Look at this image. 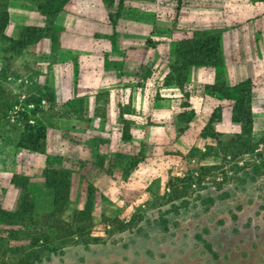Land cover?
Segmentation results:
<instances>
[{"label":"rangeland","instance_id":"374dc122","mask_svg":"<svg viewBox=\"0 0 264 264\" xmlns=\"http://www.w3.org/2000/svg\"><path fill=\"white\" fill-rule=\"evenodd\" d=\"M6 1L8 38L18 40L26 27L46 28L32 0ZM125 1L107 0L106 8L101 0L112 23L131 17L122 13L128 6L133 18L151 12V17L165 22L171 19L172 29L154 30L152 37L135 29L132 39L143 37V42L112 46L110 32L99 37L94 31L67 30L55 24V18L46 37L30 43L19 57L0 42V89L9 96L0 120V208L12 212L24 188L37 215L49 224L87 211L90 228L84 238L99 241L68 245L38 264H264V9L258 22L247 17L232 26L238 30L236 49L244 62H231L232 53L224 62L220 47L219 64L207 67L218 70L217 78L227 87L243 85L250 96L251 140L243 146L242 138L235 146L240 125L232 121L233 102L208 94L204 86V93L220 105L209 112L208 105L199 107L200 90L188 80V71L195 66L188 69L183 90L167 82L175 76L170 69L186 32L208 28L179 29L177 6L170 0H128L127 5ZM241 1L245 5L249 0ZM190 4L182 0L180 10ZM252 21L262 27L253 30L256 38L249 48L245 35L250 31L244 27ZM208 30L216 33L220 45L218 31ZM114 33L119 38L129 35L123 30ZM80 63L90 74L116 67V92L96 95L91 87L97 78L86 79L89 88H84ZM223 73L232 82L235 74L243 79L232 85ZM162 87L169 90L164 103ZM176 87L180 97L172 91ZM134 89L148 94L144 114L130 103L122 104V96ZM48 94L53 96L50 104ZM185 98L188 108L183 107ZM218 108L221 120L210 135L205 127ZM17 112H28L30 119L46 127L42 152L19 147ZM123 119L134 125L130 142L121 140ZM47 157L57 158L60 170L70 174V201L61 212L52 209V194L44 186ZM6 229L0 224V232Z\"/></svg>","mask_w":264,"mask_h":264},{"label":"trees","instance_id":"16d2710c","mask_svg":"<svg viewBox=\"0 0 264 264\" xmlns=\"http://www.w3.org/2000/svg\"><path fill=\"white\" fill-rule=\"evenodd\" d=\"M71 0H32L36 11L45 18L46 28L26 27L18 40H12L5 35V29L9 23V13L7 10V1L0 0V42L7 43L9 51L19 57L30 43L45 38L52 27L53 21L63 12L66 5ZM176 3V15L180 11L182 0H170ZM264 2V0H255ZM104 6L109 8L107 0H102ZM108 3V4H107ZM111 15L109 19L111 20ZM219 38L215 32L208 29H197L187 31L176 49L177 61L171 67L170 72L174 77H168L167 82L175 83L183 90L187 80V71L190 67H216L220 62L219 56ZM34 81L37 75L34 74ZM243 86V85H242ZM241 85L229 88L224 81L217 78L215 83L205 87V91L218 96L219 99L232 101V121L240 125V134L235 136V146H239L242 138H245V144L251 140L252 134V112L250 96ZM47 103H52L53 96L48 94ZM8 94L0 89V120L5 117L4 111L7 106ZM183 107L188 108L189 102L185 98ZM120 106V104H118ZM34 111L30 112L31 114ZM29 113L17 112L16 126L18 129V145L20 148L34 153H40L44 150L47 133L46 127L37 119H30ZM122 118V116H120ZM221 120V110L216 109L205 127L210 135L212 126ZM33 124H30V122ZM123 142H130L132 139L133 124L123 119L121 121ZM264 142V138L262 140ZM250 145V144H249ZM194 153V151H193ZM192 156V155H191ZM57 158L47 157L43 171L44 186L51 193V207L57 212H61L69 203L71 194V178L68 172L60 170V164H57ZM260 168H255L259 173ZM22 195L18 200L12 212L4 211L0 208V224L7 226L8 229L0 232V264H38L50 255L60 253L68 245L97 243V238L91 236L84 238L85 233L90 228L87 211H75L67 222L53 220L48 223L47 218L38 216L34 204L30 201V194L27 189L22 188ZM51 191V192H50ZM58 224L60 225L58 227ZM64 232L66 237L60 236L57 232ZM209 253L212 250L206 245Z\"/></svg>","mask_w":264,"mask_h":264},{"label":"crops","instance_id":"0c3cea01","mask_svg":"<svg viewBox=\"0 0 264 264\" xmlns=\"http://www.w3.org/2000/svg\"><path fill=\"white\" fill-rule=\"evenodd\" d=\"M127 1L128 0L124 2L126 3V5ZM239 1L240 0H187V3L192 4L181 8L178 14L176 26L179 29L203 27L217 30L220 37V47L223 61H226L224 57H229L228 55L232 53V56H230L229 58L231 62H244V59H242V55L239 54L238 49H236L238 48L240 43V40L238 38L239 34L237 33L238 30L237 28L232 26H234V23H237L239 21H247L245 20L247 17L249 19L251 17H254L258 22L263 15L261 9H264V2L252 3L250 2V0H247L248 2L243 5L242 1ZM131 11L132 10L130 9V7L126 6L122 13L129 14L131 15V17L128 19L119 18L115 23H112L108 15L109 10L104 8L101 0H71L66 5L63 12H61L56 18L55 24L65 27L64 29L71 31H94L96 33H99V37L103 36L102 32H110L109 35L111 37L109 36V40L111 41L112 46L131 45L133 44V40L143 42V37L140 39H132V33L134 35V31L137 30H143L147 37H152L154 35V30L167 31L172 29L171 19H168V22H165V20L157 19L160 16H157L156 18L151 17L150 15H153L151 14V12L146 15H141V17L133 18ZM167 15L169 18L170 15ZM161 16H163V18L165 19L164 12ZM254 18L253 20H255ZM230 19L232 20L231 23L228 22ZM261 27L262 26L260 23L259 25H257L253 23V21L250 22L248 26L244 27L245 30L250 31V33L247 32L245 35L248 41L249 48H251V46L254 47L252 43L256 38V33L253 34V30L256 28L260 29ZM118 30H123L126 33L128 32V37L127 35L122 38L116 36L114 32ZM230 46L232 47V52L230 50ZM114 61L115 62L113 64L115 65L116 60ZM84 64L80 63L79 65V71L81 70L79 73V78L81 79V84L83 83L84 88H89V82L86 79L97 78L98 81H93V86L91 87V89L93 90L92 92H94L96 95L103 92H109L112 95L116 92L118 83V76L115 69L116 67H112V70L108 73H106L105 68L102 67L101 70H95L93 71V74H90L89 72H87ZM218 73V70L203 67H192L188 71L189 83L200 90L199 92L201 98L198 102L199 107L201 105H204V107L208 105V112L209 110L213 111V108L215 106L220 105V101L204 93V86L214 84L216 78L218 77ZM223 75L225 77V81L227 83H233L232 85L239 84L243 79L242 76L239 77L237 74H235L234 77H232L234 79V82H232L229 81L230 78H228V75H225L224 73ZM105 79H107V82H101ZM168 91L169 90L166 87H162V89H160L159 95L163 99L161 101L162 103H164V101H168L165 100L167 99L166 97H168ZM172 91L176 92V97H180V91L177 87ZM123 92L124 90H121V93ZM121 99L122 104L130 103L131 108L140 114H144L148 109V94H145L143 92V89H134L132 93L128 94L127 96H122ZM194 100L195 99L193 98L190 99V103L192 105L194 104ZM175 102L177 103L178 100L172 99V103ZM193 107L197 111L198 106L196 105V103Z\"/></svg>","mask_w":264,"mask_h":264}]
</instances>
